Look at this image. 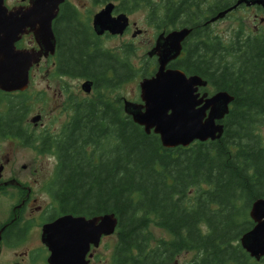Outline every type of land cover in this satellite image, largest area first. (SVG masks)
Returning a JSON list of instances; mask_svg holds the SVG:
<instances>
[{"label": "trees", "instance_id": "16d2710c", "mask_svg": "<svg viewBox=\"0 0 264 264\" xmlns=\"http://www.w3.org/2000/svg\"><path fill=\"white\" fill-rule=\"evenodd\" d=\"M120 1L127 11L148 7L150 24L160 7L166 27L194 26L206 12L235 2ZM68 7L63 3L54 21L64 68L96 78L112 67L113 76L120 78L119 68L88 51L89 37L75 13L72 20L60 17ZM237 29L223 49H218L217 39L196 41L185 46L182 59L168 64L205 79L203 91L223 90L233 96L218 139L165 148L158 135L145 133L121 111L95 116L84 109L75 124L51 140L55 181L63 198L79 202L82 212L113 213L117 218L111 264H174L185 252L193 255L183 264H256L239 238L254 224L251 204L264 198V33L242 34V24ZM155 69V62L135 69L129 61L123 75L127 80L138 74L143 78ZM152 228L168 237H156Z\"/></svg>", "mask_w": 264, "mask_h": 264}, {"label": "flooded vegetation", "instance_id": "af4514ba", "mask_svg": "<svg viewBox=\"0 0 264 264\" xmlns=\"http://www.w3.org/2000/svg\"><path fill=\"white\" fill-rule=\"evenodd\" d=\"M90 1L95 6L93 12L88 14L87 20L81 18L75 3L70 0L63 2L69 7L62 11L60 17L64 16V21L72 20L71 16L75 13V19L79 20L78 26L84 31V35L89 37L88 51L95 58H101L119 68L120 78L113 76L112 67V70L108 69L104 75L96 78L64 68V53L59 50L62 41L57 38L54 27V21L60 14L63 3L52 20L55 39L52 51L49 48L41 49L29 28L18 33L13 44L17 52L35 55L40 50L41 55L28 70V86L25 89L10 92L0 90V264H50L48 258L51 252L42 240L45 225L66 215L82 216L86 219L102 215L82 212L77 207L79 202L70 204L63 198L64 194L59 192V184L55 181L56 156L50 143L56 136L60 137L63 127L75 124L84 109L93 112L95 116L111 114L114 109L121 111L122 116H128L124 110V102L128 99L119 91L128 81L123 75V70L129 62L130 39L142 35L143 30L131 20L130 13H127L129 11L124 9L120 0H105L103 3ZM155 3L159 4L160 0ZM28 4V0H18L16 3L4 0L8 10H24ZM107 4H112L110 17L125 15L127 24L122 27L121 23H114L111 25L122 29L97 33L93 26L94 16ZM241 9L253 11V22L258 23H251L248 28H243L242 34L264 33V8L261 5H240L216 21L210 19L223 9L206 12L201 20L194 21V26L180 23L169 27L165 26L166 21H160L163 11L158 7L155 22L152 23L156 32L150 39L153 41L148 51L155 45L160 34L166 35L170 30L182 27L190 28L191 31L183 41L182 52L177 59L185 56V46H195L196 41L201 44L208 41L215 43L217 39L220 42L218 49H223L229 40H226L224 33L220 34L214 25ZM237 30H232V36L236 35ZM114 39L118 41L116 45L106 44ZM148 51L143 59L156 63L157 57L149 56ZM37 78L43 85L31 90ZM85 82L89 83L88 91L82 87ZM118 89L119 91L114 92ZM197 92L201 95L203 91L198 89ZM49 158L54 159L51 169L47 167ZM96 250L93 245L89 246L84 257L85 264L96 263Z\"/></svg>", "mask_w": 264, "mask_h": 264}, {"label": "water", "instance_id": "95a60500", "mask_svg": "<svg viewBox=\"0 0 264 264\" xmlns=\"http://www.w3.org/2000/svg\"><path fill=\"white\" fill-rule=\"evenodd\" d=\"M24 10L8 8L0 0V89L4 91L23 90L28 84V70L37 62L41 53L35 55L14 50L18 33L25 28L33 31L40 48L51 51L54 46L52 20L65 0H28ZM261 5L264 0H236L231 6L219 11L210 21L223 18L239 5ZM112 4H107L93 19L97 33L103 30L119 31L127 24V17H110ZM121 23L118 29L111 24ZM117 29V30H116ZM190 28L183 27L160 34L148 55H156L157 69L148 78L139 82L140 103L124 102L126 114L132 121L159 136L166 148L188 146L194 141L218 139L223 133L221 122L230 110L233 96L219 90L212 94L197 92L207 81L201 76L187 75L180 69L168 68L170 61L181 53L182 42L189 35ZM89 83H83L88 91ZM249 217L254 225L239 239L241 247L250 257L259 260L264 255V198L256 199L250 207ZM117 218L106 213L90 219L66 215L43 227L42 240L49 248L50 264H85L84 257L89 246H98L102 235L115 231ZM74 260V261H73Z\"/></svg>", "mask_w": 264, "mask_h": 264}, {"label": "rangeland", "instance_id": "374dc122", "mask_svg": "<svg viewBox=\"0 0 264 264\" xmlns=\"http://www.w3.org/2000/svg\"><path fill=\"white\" fill-rule=\"evenodd\" d=\"M18 0H9V3H16ZM75 3L78 8L79 14L83 20H87L88 14L93 12V7L95 5L92 4L90 0H70ZM157 2L158 0H154ZM101 6V5H100ZM149 8L138 7L135 10L129 11L130 18L134 21L138 28L143 30V34L140 36H136L134 39H130L129 44V61L135 69H140L143 65L146 64V61L143 59L145 57V53L150 49L152 44L153 34L156 32L155 26L149 23ZM253 11L251 10H237L230 15V17L225 18L222 21H218L214 28L219 30V33H224V38L226 40H230L232 36V30H236L242 24V27H249L251 23H257V21L253 22L252 18ZM155 22V21H153ZM258 24V23H257ZM117 40H109L106 42L108 46L116 45ZM190 46V45H189ZM144 60V61H143ZM142 77L140 74L134 76L132 79H129L127 83H125L122 88L115 90L114 92L119 91L123 96H125L128 101L139 103L140 98V90H139V82ZM42 83L39 79H35V82L32 84V89L35 90L37 88L42 87ZM260 133L264 139V123L261 125ZM47 164V163H46ZM54 166V159L49 158L47 167L51 169ZM153 233L156 237H164L167 238L168 234L159 228H152ZM116 241L115 232L111 235L104 237L100 243V246L97 247L96 250V263L95 264H111V255L113 252V247ZM192 252H185L180 254L174 264H183L189 261L192 257ZM256 264H264V261H257Z\"/></svg>", "mask_w": 264, "mask_h": 264}]
</instances>
